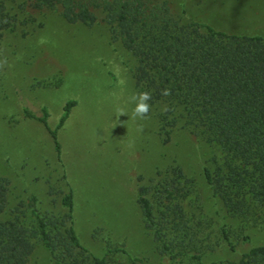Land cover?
<instances>
[{
	"label": "rangeland",
	"instance_id": "374dc122",
	"mask_svg": "<svg viewBox=\"0 0 264 264\" xmlns=\"http://www.w3.org/2000/svg\"><path fill=\"white\" fill-rule=\"evenodd\" d=\"M168 1L185 20L264 37V0ZM1 2L13 18L0 40V59H8L0 70V177L9 181L1 219H11L22 204L25 221L33 224L32 196L37 213L61 218L68 213L63 196L72 189L75 230L95 256L103 257L110 245L127 252L115 255L122 262L130 256L145 264H169L145 226L137 198L139 188L148 187L159 216L167 172L176 178L181 168L187 193L183 207L206 244V262H236L252 246L264 245V214L257 222L231 217L206 179L205 169L214 172L223 163L217 146L183 122L167 129L171 139L166 143L162 104H150L144 119L131 118V97L139 92L137 61L113 38L101 10H95L93 25H85L69 23L60 9L34 10L29 0ZM69 100L76 104L60 127ZM44 110L49 129L57 131L60 153L41 121ZM245 235L251 245L243 241ZM28 264H52L41 241L35 240Z\"/></svg>",
	"mask_w": 264,
	"mask_h": 264
},
{
	"label": "trees",
	"instance_id": "16d2710c",
	"mask_svg": "<svg viewBox=\"0 0 264 264\" xmlns=\"http://www.w3.org/2000/svg\"><path fill=\"white\" fill-rule=\"evenodd\" d=\"M37 11L60 9L69 23L93 25L105 14L114 39L120 41L137 61L134 72L139 92H150V104L166 106L161 116L165 142L167 130L183 122L193 133L217 146L223 163L216 171L205 169L206 179L231 217L257 222L264 214V37L230 34L174 13L168 0H29ZM0 3V40L12 26V17ZM170 89L169 96L161 95ZM76 102L64 106L60 127ZM29 118L35 116L28 110ZM48 112L41 119L60 144L57 131L49 129ZM177 177L168 171L164 183L162 210L156 216L149 188H139L137 203L145 226L169 264H264V245L252 246L239 261L206 262V244L200 230L187 218L183 201L187 193L181 168ZM187 181V180H186ZM185 192V193H184ZM9 181L0 177V264H28L35 240L48 249L52 264H145L138 257L127 262L115 258L125 250L107 245L103 257L82 245L74 227V192L65 193L62 204L68 213L61 218L37 213V197L30 206L34 223L25 221L20 204L13 217L1 219L7 211ZM223 237L234 248L226 231ZM249 245L252 238L245 235Z\"/></svg>",
	"mask_w": 264,
	"mask_h": 264
},
{
	"label": "clouds",
	"instance_id": "9594fccd",
	"mask_svg": "<svg viewBox=\"0 0 264 264\" xmlns=\"http://www.w3.org/2000/svg\"><path fill=\"white\" fill-rule=\"evenodd\" d=\"M8 65V59L6 56H4L2 59H0V70H2L5 66ZM171 94L170 89H163L161 91V95L163 96H169ZM152 99V94L150 92H138L134 94L131 97L132 102L135 104V108L133 109L132 112V117L133 119L139 118V119H144L148 113L150 112V103ZM122 111L120 112V115H123Z\"/></svg>",
	"mask_w": 264,
	"mask_h": 264
}]
</instances>
